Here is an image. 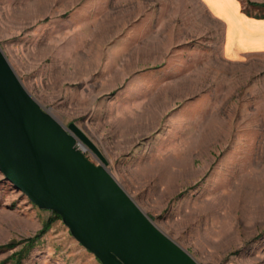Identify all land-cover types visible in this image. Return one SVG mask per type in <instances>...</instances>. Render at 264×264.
<instances>
[{"label": "rangeland", "instance_id": "374dc122", "mask_svg": "<svg viewBox=\"0 0 264 264\" xmlns=\"http://www.w3.org/2000/svg\"><path fill=\"white\" fill-rule=\"evenodd\" d=\"M213 1L0 0V47L42 108L74 123L199 264H264V50H225L228 19L264 18V0ZM17 259L101 264L0 171V264Z\"/></svg>", "mask_w": 264, "mask_h": 264}, {"label": "water", "instance_id": "95a60500", "mask_svg": "<svg viewBox=\"0 0 264 264\" xmlns=\"http://www.w3.org/2000/svg\"><path fill=\"white\" fill-rule=\"evenodd\" d=\"M85 142L103 164L77 146ZM74 124L64 127L24 87L0 47V171L39 208L58 213L101 264H199L161 231L105 168Z\"/></svg>", "mask_w": 264, "mask_h": 264}, {"label": "crops", "instance_id": "0c3cea01", "mask_svg": "<svg viewBox=\"0 0 264 264\" xmlns=\"http://www.w3.org/2000/svg\"><path fill=\"white\" fill-rule=\"evenodd\" d=\"M210 6H213V0H207ZM218 2V1H217ZM218 4L220 6H218ZM217 8L218 11L225 12V14H231L225 8V2H218ZM238 17V16H237ZM228 29L225 42V50L229 55H239L245 48L250 50H264V18L260 19H249L244 20L241 17L236 18V15H233V18H229ZM243 35V36H242ZM245 39L244 44L240 38ZM230 40V41H229ZM248 45V46H246Z\"/></svg>", "mask_w": 264, "mask_h": 264}, {"label": "trees", "instance_id": "16d2710c", "mask_svg": "<svg viewBox=\"0 0 264 264\" xmlns=\"http://www.w3.org/2000/svg\"><path fill=\"white\" fill-rule=\"evenodd\" d=\"M254 4L259 5V6H264V4H262V3H254ZM55 214L60 217V215L58 213L55 212ZM50 223H51V220L49 219L48 221L45 222V224L41 227V229L35 235L27 238L25 241L29 242V244H32V242H34L35 240L40 238V236H42V234L47 231V228L49 227ZM14 244H15L14 242H10V243H7V246L11 247ZM19 261L20 260L17 259L18 264H20Z\"/></svg>", "mask_w": 264, "mask_h": 264}, {"label": "built area", "instance_id": "2783aa9c", "mask_svg": "<svg viewBox=\"0 0 264 264\" xmlns=\"http://www.w3.org/2000/svg\"><path fill=\"white\" fill-rule=\"evenodd\" d=\"M77 146H78V148H80V149L84 152V148H83V146H80V145H78V144H77Z\"/></svg>", "mask_w": 264, "mask_h": 264}, {"label": "bare ground", "instance_id": "6f19581e", "mask_svg": "<svg viewBox=\"0 0 264 264\" xmlns=\"http://www.w3.org/2000/svg\"><path fill=\"white\" fill-rule=\"evenodd\" d=\"M84 147V146H83Z\"/></svg>", "mask_w": 264, "mask_h": 264}]
</instances>
